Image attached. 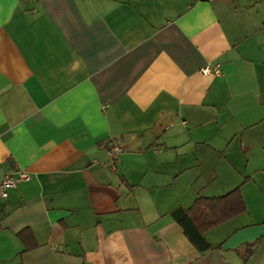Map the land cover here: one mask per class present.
<instances>
[{
	"label": "crops",
	"instance_id": "0c3cea01",
	"mask_svg": "<svg viewBox=\"0 0 264 264\" xmlns=\"http://www.w3.org/2000/svg\"><path fill=\"white\" fill-rule=\"evenodd\" d=\"M20 170L0 264H264V237L219 248L264 223V0H0V181ZM237 187L199 251L172 211Z\"/></svg>",
	"mask_w": 264,
	"mask_h": 264
},
{
	"label": "trees",
	"instance_id": "16d2710c",
	"mask_svg": "<svg viewBox=\"0 0 264 264\" xmlns=\"http://www.w3.org/2000/svg\"><path fill=\"white\" fill-rule=\"evenodd\" d=\"M246 211L247 205L242 189L241 187H237L220 196H200L191 206L179 207L172 211L171 215L181 225L185 235L193 245L199 251L206 252L214 249L215 246L207 240L205 233ZM27 232L25 230L20 233L21 238L25 241L27 239ZM257 242L259 240L248 244ZM221 247L219 246V248Z\"/></svg>",
	"mask_w": 264,
	"mask_h": 264
},
{
	"label": "built area",
	"instance_id": "2783aa9c",
	"mask_svg": "<svg viewBox=\"0 0 264 264\" xmlns=\"http://www.w3.org/2000/svg\"><path fill=\"white\" fill-rule=\"evenodd\" d=\"M203 74H220V65L213 68L206 66L202 69ZM125 151L124 141H113L108 152L110 159L113 162H118ZM31 178L30 174L25 170H20L16 174H7L3 180L0 181V198H7L11 189L16 188L21 181H27Z\"/></svg>",
	"mask_w": 264,
	"mask_h": 264
},
{
	"label": "water",
	"instance_id": "95a60500",
	"mask_svg": "<svg viewBox=\"0 0 264 264\" xmlns=\"http://www.w3.org/2000/svg\"><path fill=\"white\" fill-rule=\"evenodd\" d=\"M264 237V223L249 226L236 231L223 244L222 249H236L246 243H253Z\"/></svg>",
	"mask_w": 264,
	"mask_h": 264
}]
</instances>
